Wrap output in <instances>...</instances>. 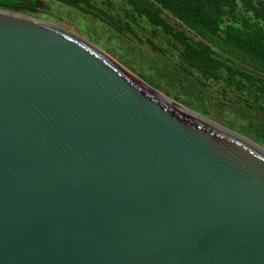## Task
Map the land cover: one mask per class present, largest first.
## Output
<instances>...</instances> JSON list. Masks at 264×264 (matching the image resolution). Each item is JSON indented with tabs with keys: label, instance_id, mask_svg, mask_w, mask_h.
I'll return each mask as SVG.
<instances>
[{
	"label": "water",
	"instance_id": "1",
	"mask_svg": "<svg viewBox=\"0 0 264 264\" xmlns=\"http://www.w3.org/2000/svg\"><path fill=\"white\" fill-rule=\"evenodd\" d=\"M0 264H264V148L0 9Z\"/></svg>",
	"mask_w": 264,
	"mask_h": 264
},
{
	"label": "trees",
	"instance_id": "2",
	"mask_svg": "<svg viewBox=\"0 0 264 264\" xmlns=\"http://www.w3.org/2000/svg\"><path fill=\"white\" fill-rule=\"evenodd\" d=\"M90 12V0H60ZM125 15L102 11L105 19L135 34L132 21L144 18L155 29H161L167 43L176 52L180 70L193 76L223 81L226 87L252 94L257 102L246 100V106L263 110L264 99V0H127ZM112 3V2H111ZM86 4L88 7H86ZM113 4V3H112ZM42 0H0V9L36 14ZM173 15L182 26L164 15ZM99 16L98 13H95ZM155 31V30H154ZM156 51H164L153 37L147 40ZM227 92V91H226ZM244 110L246 108L243 106ZM249 126L254 140L264 146V125ZM250 132V131H249Z\"/></svg>",
	"mask_w": 264,
	"mask_h": 264
},
{
	"label": "rangeland",
	"instance_id": "3",
	"mask_svg": "<svg viewBox=\"0 0 264 264\" xmlns=\"http://www.w3.org/2000/svg\"><path fill=\"white\" fill-rule=\"evenodd\" d=\"M91 1L94 6L103 7L104 11L116 16L125 15L124 9L128 5L127 0ZM42 2L43 6H39V12L27 15L61 26L89 40L163 94L246 136L264 148L253 139L254 132L249 129L251 122L254 125L261 122L264 125V111L244 104L246 100L257 102L255 97L247 92L228 88L223 81L193 76L180 70L176 52L168 45L165 33L161 29H155L148 20L140 18L137 22H131L135 34L127 30L120 32L110 20L100 16V12L95 7L90 8L84 4L90 9V12H86L74 6L68 8L65 4L54 1ZM164 15L171 23L186 29L192 37L199 39L197 34L182 26L173 15L166 13ZM148 37H153L164 51L152 49L146 41ZM259 104L264 106V99L259 101Z\"/></svg>",
	"mask_w": 264,
	"mask_h": 264
},
{
	"label": "flooded vegetation",
	"instance_id": "4",
	"mask_svg": "<svg viewBox=\"0 0 264 264\" xmlns=\"http://www.w3.org/2000/svg\"><path fill=\"white\" fill-rule=\"evenodd\" d=\"M42 1H54L55 3H60V4H65V6H67L68 8L69 7H72L73 8V6H71V5H69V4H67L66 5V3H64V2H62V1H60V0H42ZM91 1V0H90ZM92 2V1H91ZM93 3V2H92ZM90 8H92V7H90ZM79 9V8H78ZM98 10H99V12H100V16H103V7L101 8V7H98ZM90 14H92V13H90ZM101 20H103L102 18H100Z\"/></svg>",
	"mask_w": 264,
	"mask_h": 264
}]
</instances>
